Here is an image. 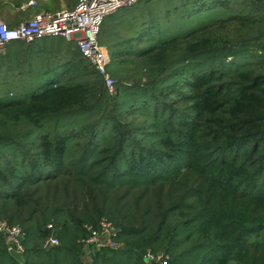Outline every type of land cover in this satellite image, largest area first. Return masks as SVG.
<instances>
[{
	"label": "trees",
	"instance_id": "16d2710c",
	"mask_svg": "<svg viewBox=\"0 0 264 264\" xmlns=\"http://www.w3.org/2000/svg\"><path fill=\"white\" fill-rule=\"evenodd\" d=\"M102 27L114 94L73 41L0 55L34 73L0 92V221L24 264H85L102 219L123 247L90 264H264V0H140ZM9 249L0 232L20 264Z\"/></svg>",
	"mask_w": 264,
	"mask_h": 264
},
{
	"label": "built area",
	"instance_id": "2783aa9c",
	"mask_svg": "<svg viewBox=\"0 0 264 264\" xmlns=\"http://www.w3.org/2000/svg\"><path fill=\"white\" fill-rule=\"evenodd\" d=\"M140 0H79L74 9H66L57 13L41 12L30 20L20 23L17 27H9L0 20V55L15 42L32 43L46 38H62L75 42L84 58L94 66L104 78L110 94L116 92V84L108 73L111 57L107 47L99 44V37L104 21L121 11L136 5ZM31 5H36L31 2ZM52 228V226H49ZM89 236L85 247L94 250L105 248L119 249L122 243L117 242L118 230L109 220L102 219L98 228L85 226ZM0 232L4 234L10 249L23 253L21 228L10 226L0 221ZM58 245V240L51 237L45 248ZM146 262L149 264H168L169 257L163 254L154 255L147 252Z\"/></svg>",
	"mask_w": 264,
	"mask_h": 264
},
{
	"label": "crops",
	"instance_id": "0c3cea01",
	"mask_svg": "<svg viewBox=\"0 0 264 264\" xmlns=\"http://www.w3.org/2000/svg\"><path fill=\"white\" fill-rule=\"evenodd\" d=\"M35 2L38 6H32ZM78 0H0V19L12 24L14 21L31 19L36 13H57L73 8Z\"/></svg>",
	"mask_w": 264,
	"mask_h": 264
},
{
	"label": "rangeland",
	"instance_id": "374dc122",
	"mask_svg": "<svg viewBox=\"0 0 264 264\" xmlns=\"http://www.w3.org/2000/svg\"><path fill=\"white\" fill-rule=\"evenodd\" d=\"M173 15H174L173 16V18H174L176 15H175V13ZM160 17L165 19V14H161ZM55 44H56V41H45V42L40 43L39 45L37 44V50H41L42 49L44 51L46 49L47 50L48 49H52V46L55 45ZM46 53H47V51H46ZM56 59L57 60H61V56L59 55ZM15 67H16L15 70H10L9 69L10 66L6 67V65L4 64L3 68L0 69V86H2V85L5 86V87H1L2 89H4V90L0 91L3 94L8 92L9 87L6 86L8 84V82H12L13 84L20 85L16 89L17 93L19 95H20V93H24L25 91L31 90L32 88L35 87L33 85V83H31V80H29V79H32V77L34 76V73L33 74H28V75H32V77L31 76H27V73L26 74L22 73L23 69L30 68V67L33 68V67L29 66V64H27V65L24 64L22 66H15ZM35 68L31 69V70H33V72H35L36 71ZM13 93H14L13 90H9V94H13ZM92 250L93 249L91 247H85L84 248L82 259L84 260L85 264H90V262L92 260L91 259Z\"/></svg>",
	"mask_w": 264,
	"mask_h": 264
},
{
	"label": "water",
	"instance_id": "95a60500",
	"mask_svg": "<svg viewBox=\"0 0 264 264\" xmlns=\"http://www.w3.org/2000/svg\"><path fill=\"white\" fill-rule=\"evenodd\" d=\"M9 253L20 264H24L25 263V260H24L22 252L16 251L14 249H9Z\"/></svg>",
	"mask_w": 264,
	"mask_h": 264
}]
</instances>
